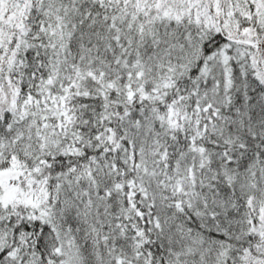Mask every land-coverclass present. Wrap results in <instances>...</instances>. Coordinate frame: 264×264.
Wrapping results in <instances>:
<instances>
[{"label": "snow or ice", "instance_id": "6c2138e0", "mask_svg": "<svg viewBox=\"0 0 264 264\" xmlns=\"http://www.w3.org/2000/svg\"><path fill=\"white\" fill-rule=\"evenodd\" d=\"M0 264H264V0H0Z\"/></svg>", "mask_w": 264, "mask_h": 264}]
</instances>
